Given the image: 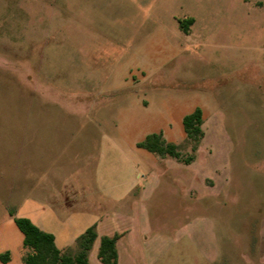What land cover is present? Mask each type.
Here are the masks:
<instances>
[{"label":"rangeland","instance_id":"1","mask_svg":"<svg viewBox=\"0 0 264 264\" xmlns=\"http://www.w3.org/2000/svg\"><path fill=\"white\" fill-rule=\"evenodd\" d=\"M9 212L62 252L93 225L88 264L115 231L117 264H264V0H0V264H23Z\"/></svg>","mask_w":264,"mask_h":264},{"label":"trees","instance_id":"2","mask_svg":"<svg viewBox=\"0 0 264 264\" xmlns=\"http://www.w3.org/2000/svg\"><path fill=\"white\" fill-rule=\"evenodd\" d=\"M191 20L186 18L180 21V27L183 28L184 32L188 31ZM202 122L203 116L200 107L194 108L182 118L185 134L194 142L193 149L203 136ZM136 146L159 155L173 156L184 163H189L193 158L192 155L182 156L177 144L167 142L161 132L146 134L142 140L136 142ZM9 215L23 233V246L29 249L23 256V264H88L87 251L96 238L93 225L86 228L78 237V251L70 253L62 252L55 244L54 235L39 228L30 219L14 216L12 212H9ZM119 237L120 233L115 232L112 235H104L100 238L97 255L103 264H117L116 240ZM9 257L8 251L0 253V259L3 262H7Z\"/></svg>","mask_w":264,"mask_h":264},{"label":"crops","instance_id":"3","mask_svg":"<svg viewBox=\"0 0 264 264\" xmlns=\"http://www.w3.org/2000/svg\"><path fill=\"white\" fill-rule=\"evenodd\" d=\"M115 232L120 233V237L123 235L122 232H118V231H115ZM115 232H114V233H115ZM120 237H119V238H120ZM119 238H118V239H119ZM118 239H117V240H118ZM117 240H116V242H117Z\"/></svg>","mask_w":264,"mask_h":264}]
</instances>
